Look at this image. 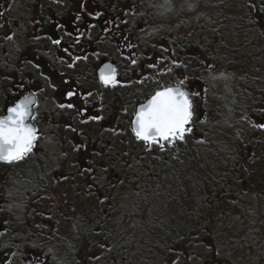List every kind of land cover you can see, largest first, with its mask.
Returning a JSON list of instances; mask_svg holds the SVG:
<instances>
[{"label":"flooded vegetation","instance_id":"af4514ba","mask_svg":"<svg viewBox=\"0 0 264 264\" xmlns=\"http://www.w3.org/2000/svg\"><path fill=\"white\" fill-rule=\"evenodd\" d=\"M236 1L245 4L246 10L258 18L257 22L254 19L240 24L238 32L242 33L245 26L241 42L252 45L264 36V0ZM123 3L0 0V115H5L23 97L30 96L34 101L30 119L36 133L34 145L23 160L11 164L0 162V205L5 202L9 184L18 177L15 172L27 168L34 180L33 220L40 234L47 237L28 251L16 242L15 247L0 252V264H67L58 259L57 252L68 254L71 246L56 247V235L60 234L45 223L76 221L78 212L82 220L88 188L99 187L97 175L111 178L112 189H118L117 168L106 167L102 161L95 163L94 158L117 153L114 145L118 144L120 127L131 130L137 107L168 87L181 88L189 95L192 105V94L196 92L191 84L197 81L189 84L192 89L185 87L182 73L180 76L178 72H183L186 80L194 76L199 79L202 72L206 74L198 66L202 62L200 56L206 58L202 63H209L208 71L231 72L233 55H227V50L233 52L230 45L227 50L217 51H226L227 64L220 66L214 59L216 47L208 38L206 50L200 53L196 47L193 48L196 52L191 54L185 53L184 44L166 38L161 41L144 38L145 30L134 22L141 10ZM225 34L227 37V31ZM196 45L193 43L192 47ZM99 71L101 76H114V80L106 84L99 78ZM170 74L174 80L163 82L164 76L168 78ZM191 113L192 119V107ZM69 121L74 125L70 134L66 131ZM87 123L92 124L93 130L77 131V126ZM49 124L57 126L60 134L45 140L41 127ZM48 144L54 145L55 150H48ZM123 144H127L126 139ZM18 253L20 257L14 260ZM174 263L175 259L170 262ZM82 264L87 263L83 260Z\"/></svg>","mask_w":264,"mask_h":264},{"label":"rangeland","instance_id":"374dc122","mask_svg":"<svg viewBox=\"0 0 264 264\" xmlns=\"http://www.w3.org/2000/svg\"><path fill=\"white\" fill-rule=\"evenodd\" d=\"M118 1L124 2L123 4H127L129 7L136 6V9L141 10L134 17V22L141 24V29L145 30L146 37L144 38L154 37L152 39L156 38L159 41L166 38L176 44H184L185 53L191 54V51L196 52L198 50L201 53L202 50H206L208 47L207 38L215 35L222 38V43L226 42L233 49V52L227 50V55H233L230 63L231 72L228 70L225 72L220 70V72L215 73L208 71L209 63H202L206 60L204 56L199 57V61L202 59V62L198 63V66L206 74L203 75L202 72L199 79L194 76L191 80H186L185 74L181 71L178 72L180 76L182 73V83L185 84V87L192 89L189 84L193 80L197 82L199 80L198 84L197 82L191 84L192 86L194 84L193 90L196 92V94H192L193 116L186 126L191 130L185 131L183 139L186 135H191L193 140H201L207 149H209V142L212 140L222 141L214 143L216 148L213 147V149L218 148L221 152L215 166L221 167L222 171H227L228 166L231 165L239 169L240 172L235 174V178L227 174V200L230 199V204L227 209V219L222 218L219 223L212 226V235L216 239V245L212 244L211 237L204 236L203 246L201 243L189 251H183L184 253L174 251L167 256L166 264H170L174 259V264H264V196L260 199L262 200V207L257 209L250 207L252 206L250 201L258 195L254 185L251 184V179H253L259 164L253 160L251 154L257 149L264 148V139L263 141L260 140L254 149L253 144L245 145L243 143L241 145L243 139H239L247 122L251 128L255 129V132H258V136L264 135V127H260V125H264V36H260V39L252 45L241 42L242 33H245L247 28L243 25L244 27L241 28L243 32L238 33L240 32V24L238 23H244L242 19H244V13L247 10L245 4L239 6L236 0H231V2H227V0ZM254 19L256 22L258 21L257 16H253ZM234 22H238L236 26ZM226 31L227 40L225 39ZM193 43L194 45L198 44V46L192 47ZM236 48L238 49L235 50ZM220 50L223 48L218 46L216 51ZM259 60L262 62L260 63ZM257 65L258 68H256ZM243 67L246 68L245 72L242 71ZM170 75L168 78L165 75L163 82L173 81L174 78L172 74ZM72 123L71 121L66 123V128L69 126L66 131L69 134L74 130V125L71 126ZM46 126L41 127L42 134L45 135L43 139L52 140V136L56 138L60 134L57 126L51 127L50 124ZM76 129L77 131L93 130L92 124L88 123L79 125ZM127 129L124 126L120 127L118 144L115 143L114 145V148L117 147V149L114 152L119 150L125 139L126 142L128 141L133 145L136 151H139V147H144L142 143L141 145L135 141L131 130L129 129L128 132ZM222 136L225 137L221 138ZM171 143L173 142L164 141L162 142L163 147L160 146V143L153 145L149 151L156 156V148H164L165 145L167 147ZM54 145L48 144V150H55ZM57 150H59L58 147ZM224 156L231 158V160L224 158ZM105 158L106 160L108 158L106 154ZM105 158L101 155V157L94 158V161L95 163L100 161L105 163L106 160H103ZM150 161L151 164L154 163L153 158L148 156L142 165L143 168L148 170L144 166L150 164ZM239 164L242 165V168L239 167ZM260 165L263 166L261 162ZM119 170L128 173L122 174L123 182H130V184L114 194L116 211L113 212L115 219L112 223L113 226L116 225L114 230L117 232L112 243L114 247L110 245L104 252L108 257L106 260L97 259L96 256H88L82 259L87 264H139L143 259V234H141L137 220L145 217L143 211L144 206H146L145 202L148 198H153L152 193L150 196L148 189L144 188L145 180L149 177L142 171L140 163L134 164L133 162ZM119 170L116 171L119 172ZM247 172H249L248 176ZM122 176L118 175L121 181ZM104 179L106 180V178ZM10 192V189L5 191L8 199L4 197L5 202L0 205V225L4 230V233L0 235V252L15 247L16 242L19 244L18 247H23L25 251H28L29 248L36 247L47 240V237L41 235L42 232L36 228L35 222H33L35 215L29 217L30 211L25 209L26 205L9 201L11 199L8 197ZM254 216H256L255 221H253ZM250 217H252L251 222ZM67 234L70 235L71 233L68 232ZM20 253L14 255V260L20 257ZM57 257L67 264L83 263L79 255L72 253L60 254L57 252Z\"/></svg>","mask_w":264,"mask_h":264},{"label":"trees","instance_id":"16d2710c","mask_svg":"<svg viewBox=\"0 0 264 264\" xmlns=\"http://www.w3.org/2000/svg\"><path fill=\"white\" fill-rule=\"evenodd\" d=\"M244 1L240 0V2ZM253 16L247 10L242 22L246 24L254 22ZM221 39L212 35L208 40L210 44H214V47L220 46L227 50V44L222 43ZM218 54L221 56L218 57ZM215 55L214 59L218 65L227 64L224 62V58L227 61L226 51L221 53L216 51ZM257 134L258 132H255V129L251 128L247 122L245 130L240 134L241 138L239 136V139H243L240 144H253L254 149V146L264 139L263 134L261 136ZM171 142L173 143L170 146L156 148V156L149 151L152 146L141 147L144 150L139 147V151H136L130 143H122L117 153L113 155L109 153L107 160L103 159L106 160L104 166L116 167L117 170L133 162L134 164L140 163L142 171L149 177L145 180L144 188L148 189L150 196L152 193L153 198H148L145 202L146 206L143 210L145 217L137 220L141 234H143L142 248L144 251L143 259L139 264H166L167 256L174 251H189L201 243L203 246L204 236L211 237L212 244L215 246L216 239L212 235V226L219 223L222 218L227 219L226 214L230 204V199L227 200V174L235 178V174L240 172L239 169L231 165L228 166L227 171H222L221 167L215 166L221 152L218 148L213 149V147L216 148L214 143L222 141L212 140L209 142V149L201 140H193L191 135H186L183 140L174 139ZM263 149H257L251 154L253 160L259 162L253 179H251V184L254 185L258 193L253 197V200L250 199L252 205L250 207L255 209L262 207L260 199L264 196ZM148 156L153 158L154 163L151 164L150 161L149 164L148 161V164L144 166L147 167L148 170H146L142 165ZM224 158L231 160L229 157L224 156ZM141 160L144 162L142 163ZM260 162L263 166L260 165ZM241 166L239 164V167ZM15 174L18 177L8 187L11 191L8 196L11 198L9 201L26 205L25 209L30 211L29 217H31V215H35L31 204L34 194L33 174L24 167L18 169ZM122 174L128 173L119 170L118 175L122 176ZM248 175L249 172H247ZM224 176L226 178H223ZM103 178L101 175H97L96 182L98 181L99 187L94 190L88 188L86 214L82 220L79 219L78 212L76 221L45 223L50 230L60 234L56 235L55 246L66 248L71 246L72 254L79 255L80 260L88 256L106 260L108 257L104 252L110 245L114 247L112 243L117 233L114 230L116 225L113 226L112 223L115 219L113 212L116 211L114 194L116 191L118 193L125 189L130 182H123L122 176V181L118 178V189L113 190L112 180L108 181L107 178L103 180ZM248 181L250 182V180ZM65 195L68 197V193ZM256 216L253 221L256 220ZM68 232L71 234L68 235Z\"/></svg>","mask_w":264,"mask_h":264},{"label":"snow or ice","instance_id":"6c2138e0","mask_svg":"<svg viewBox=\"0 0 264 264\" xmlns=\"http://www.w3.org/2000/svg\"><path fill=\"white\" fill-rule=\"evenodd\" d=\"M102 79L108 84L114 76H102ZM33 103L30 96H25L7 110V116L0 118V162L21 161L31 151L36 133L25 121L31 116ZM191 107L189 95L179 89L167 88L157 92L148 106L137 114L134 129L137 138L149 143L183 139L185 131L191 130L186 128L192 115Z\"/></svg>","mask_w":264,"mask_h":264},{"label":"water","instance_id":"95a60500","mask_svg":"<svg viewBox=\"0 0 264 264\" xmlns=\"http://www.w3.org/2000/svg\"><path fill=\"white\" fill-rule=\"evenodd\" d=\"M165 89H167V88H165ZM165 89H162L161 91H163V90H165ZM172 89H179V88H172ZM179 90H181V89H179ZM182 91V90H181ZM159 92V91H158ZM156 94V93H155ZM154 94V95H155ZM153 95V96H154ZM152 96V97H153ZM152 97L150 98V99H148L144 104H142V105H140L138 108H137V113H136V116H135V118H134V120H133V131H134V129L137 127L136 126V123H135V121H136V117H137V114L141 111V109H144V108H146L147 106H148V104H149V102L151 101V99H152ZM31 107H32V105L30 106V112H31ZM8 115V111L6 112V114L5 115H0V118H2V117H5V116H7ZM31 117V116H30ZM30 117L28 118V119H26V121H25V123L27 124V125H29V126H31V127H33L32 126V124H31V122H30ZM34 128V127H33ZM134 133H135V131H134ZM135 135H136V133H135Z\"/></svg>","mask_w":264,"mask_h":264}]
</instances>
